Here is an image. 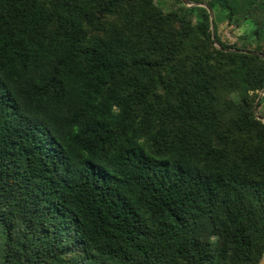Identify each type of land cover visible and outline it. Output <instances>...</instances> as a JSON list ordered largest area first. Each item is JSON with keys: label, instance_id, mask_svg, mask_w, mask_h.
<instances>
[{"label": "trees", "instance_id": "1", "mask_svg": "<svg viewBox=\"0 0 264 264\" xmlns=\"http://www.w3.org/2000/svg\"><path fill=\"white\" fill-rule=\"evenodd\" d=\"M189 1L0 0V264L258 262L264 0Z\"/></svg>", "mask_w": 264, "mask_h": 264}, {"label": "rangeland", "instance_id": "2", "mask_svg": "<svg viewBox=\"0 0 264 264\" xmlns=\"http://www.w3.org/2000/svg\"><path fill=\"white\" fill-rule=\"evenodd\" d=\"M157 3L160 5V7L163 10H170L173 8L181 7L182 5L187 6V4H180L177 0H157ZM217 35L220 38V40L226 44H231L233 42H236L241 47H247V48H253L254 42L249 43V41H252V28L250 26L249 22L242 23L239 26L234 25H226L223 21L217 30ZM264 50V46L262 48ZM260 91L257 92V95ZM264 94L260 96L261 99V105L256 108V114L259 115L264 119ZM258 245V244H256Z\"/></svg>", "mask_w": 264, "mask_h": 264}, {"label": "water", "instance_id": "3", "mask_svg": "<svg viewBox=\"0 0 264 264\" xmlns=\"http://www.w3.org/2000/svg\"><path fill=\"white\" fill-rule=\"evenodd\" d=\"M184 4H187V6H192V5H202L204 6L207 11H208V14H209V19H210V30H211V37L212 39L214 40V44L217 46V43L215 41V38H214V32H213V23H212V13H211V10L204 4H201V3H196V2H191L189 0H181ZM259 56H262L264 57V54L263 53H257ZM264 94V87L260 90L257 98L255 99V102L253 104V112L255 114V116L261 120V121H264V119L262 117H260L259 115L256 114V108H257V102L258 100L260 99V96ZM256 264H264V252L262 253L260 259L258 260V262Z\"/></svg>", "mask_w": 264, "mask_h": 264}]
</instances>
